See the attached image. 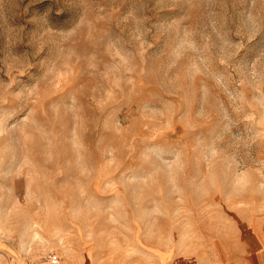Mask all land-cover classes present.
I'll list each match as a JSON object with an SVG mask.
<instances>
[{"label":"rangeland","instance_id":"rangeland-1","mask_svg":"<svg viewBox=\"0 0 264 264\" xmlns=\"http://www.w3.org/2000/svg\"><path fill=\"white\" fill-rule=\"evenodd\" d=\"M224 204L264 208V0H0V264H178Z\"/></svg>","mask_w":264,"mask_h":264},{"label":"crops","instance_id":"crops-1","mask_svg":"<svg viewBox=\"0 0 264 264\" xmlns=\"http://www.w3.org/2000/svg\"><path fill=\"white\" fill-rule=\"evenodd\" d=\"M205 252L187 259L176 255L178 264H264V208L261 206H214L211 239ZM0 251L6 250L0 243ZM154 254L165 257L161 251ZM185 258V259H184ZM22 263V262H21Z\"/></svg>","mask_w":264,"mask_h":264},{"label":"built area","instance_id":"built-area-1","mask_svg":"<svg viewBox=\"0 0 264 264\" xmlns=\"http://www.w3.org/2000/svg\"><path fill=\"white\" fill-rule=\"evenodd\" d=\"M37 264H66L63 259L56 253L50 251L44 255L42 261Z\"/></svg>","mask_w":264,"mask_h":264}]
</instances>
